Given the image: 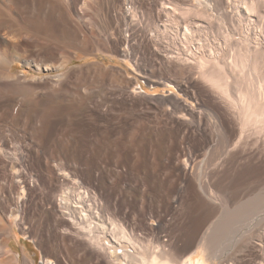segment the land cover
<instances>
[{"label": "bare ground", "instance_id": "bare-ground-1", "mask_svg": "<svg viewBox=\"0 0 264 264\" xmlns=\"http://www.w3.org/2000/svg\"><path fill=\"white\" fill-rule=\"evenodd\" d=\"M225 3L0 0V102L40 89L53 101L95 76L109 91L88 96L76 124L83 137L75 165L86 188L64 187L61 165L35 133L37 119L36 131L22 136L29 140L25 145L19 138L10 141L4 134L8 124L0 122V173L19 163L27 192L15 210L10 184L0 178V264L33 263L10 244L16 227L35 233L33 217H38V227L43 225L39 241L56 239L53 245L65 258L73 247L67 237L74 235L107 264H194L186 254L187 236L182 244L138 240L152 207L146 200L148 185L140 177L143 159L168 195L167 204L158 205L163 212L176 217L191 202L204 219L216 216L195 264L227 262L215 246L217 239L264 208V183L245 200L240 196L246 178L264 179V0H239L234 15ZM100 54L130 60L149 86L163 81L184 97L139 91L138 78L127 70L90 58ZM18 64L21 72L14 70ZM124 138L129 140L127 152ZM121 183L144 188L141 204L125 194ZM252 233L249 239L241 235L236 247L253 250L257 241L250 239ZM258 246L263 262L264 241ZM43 264L54 263L46 259Z\"/></svg>", "mask_w": 264, "mask_h": 264}, {"label": "rangeland", "instance_id": "rangeland-1", "mask_svg": "<svg viewBox=\"0 0 264 264\" xmlns=\"http://www.w3.org/2000/svg\"><path fill=\"white\" fill-rule=\"evenodd\" d=\"M238 2L239 0H226L225 6H228V10H230L232 15L236 14L237 12L235 6L238 5ZM136 12L138 13V19H141V10L139 12V8H137ZM261 21H264V18ZM238 37L239 35L235 36V38ZM90 58L92 60L101 61L102 59H105L107 65H116L127 70L130 77L133 76L138 78L139 82L137 83L136 87L138 86L139 88L137 89L145 94L152 96L178 95L179 97H184L174 85L165 83L163 81L159 85L149 86L145 82L146 78H144L139 72L136 71L133 63L130 60L111 55L105 56L103 54H100L98 57L92 56ZM76 62L77 61L72 64L76 65ZM21 69H23L21 64H18L14 67L15 72H21ZM100 80L101 79L99 78V76H95L94 78L90 79V81L80 84L79 87H76L74 89L71 88L72 90L70 92H66V95L53 99V101L51 100V97L46 98L47 96H45V92L47 90L40 89L41 91L38 90L31 94L29 93L22 96L21 94H16L17 96L14 97L7 96L4 97V99H2L0 102V114H2L0 115V122H6L8 124L9 130L4 131V134H6L9 140H12L13 143H16L18 141L17 139L19 138V140L23 141L24 145L27 144L29 140L24 139L22 136L28 131H36L33 130V123H36L35 119H37L39 128L35 133L38 136V140L41 143L42 147L46 149L48 153H52L54 159H56L57 163L61 165L60 167L62 171L60 170L58 173H60L59 175L61 176L60 180H64V178L66 179L64 181L62 180L64 182V185L66 184V186L64 187L84 186V188H86V184H84L81 176L78 175L79 173H77L78 170L76 171L75 165L78 156L77 147L81 144L80 138L82 136L81 134H83L82 132L79 133L77 131L76 124L83 117L82 115L86 108L88 96L96 97L104 95L105 92H109L106 90L105 85L103 87V83ZM141 85H143V88H141ZM40 95L44 100L41 97L38 98ZM8 99H12V101H9ZM5 103L8 107L5 105ZM4 106H6L7 109ZM37 111L38 113L36 114ZM20 138H22L23 140ZM127 138H124L125 140L123 139L124 141H122L126 152L129 150V138ZM106 141H109L108 144L111 143L110 139H107ZM141 150L143 152V148ZM163 150L164 149H161L160 156H163V152L165 153V151ZM144 161L145 159L141 161L142 172L140 173V177H143L145 183L148 185L147 187L144 186L147 191L146 200L151 203L152 207L147 212L149 225H146L145 227L138 230V240L142 244H150L151 242L152 244H157L160 240H166L168 244L172 240L182 244L183 239H185V236H187L188 242H190L191 239V244L186 250V254L193 256L194 260L192 263L195 264V261L200 256L199 253L202 250V248L200 247V242L202 241L203 235L205 234V231L208 230L209 223L216 219H214L213 217L216 216L210 217V215H208L206 216L205 220L203 214L204 212H202L198 208V206H195L191 202L185 204V208H183L182 212L178 216L176 215V217L174 215L172 216L171 212H163L158 205H160V203H162L163 201L164 204H167L168 195L166 194L165 188H163L160 180L152 176L149 167H147L146 161ZM6 169L7 170L4 169L3 173H0V178H5V180L10 184L11 206L16 210L20 207L21 202H23L22 200H25L27 195V192L23 186V179H21L19 176V170H22L23 168L19 163H16V167L11 169L9 167ZM246 180L248 181V186H246L245 189L246 192L245 194H240L241 198H243L244 200L249 197L250 192L252 193L255 190L257 191V187H260L261 184L264 183L263 178H246ZM125 181L127 183L130 182V180L127 179ZM256 181H261V183L257 184ZM121 185L125 186L126 195H134L139 201V204H141V201L144 197L142 194V189L144 188H142L140 191L137 188L126 187V184L124 185L123 183H121ZM119 212L120 211H117L118 214H120ZM263 217L264 208L256 211L254 216L250 219V222H240V224L235 225L236 228L228 229V231L226 232L229 235H227L228 237H226L225 233V236L223 235L221 239H217L215 246L218 248V250H220L221 257L227 260V264H259L260 262L264 263V261L262 262L263 256H261V249L258 246L262 241H264ZM31 222L36 228L35 233L32 234V232L29 231L30 229H28V233H23L19 228L16 227V236L12 238L10 244L16 253H21V255H23L24 253L28 254L29 257L33 260L32 264H43L46 259L52 261L54 264H66L67 260L68 264H107L105 258L102 257V255L98 251L90 247L87 241L81 239L80 237H75L74 235H68L67 237V241L71 243L73 247L71 255L65 258L66 254H64V251L60 252L58 250V246H55L56 239H52L51 241L55 240L53 242H50L46 239L44 242L39 241L43 225H41V227H38V217H33ZM249 232L254 233V235H252L253 237H251L250 239H254L252 240L253 242L257 241L255 242L256 246L253 248V250L251 248H237L236 245L240 241L239 239L241 235H244L246 238ZM223 239L225 240L223 241ZM246 239H249V237H247ZM57 240V242H59L60 239L58 238ZM168 244L165 247L168 248ZM208 264L212 263L208 262ZM215 264H220V262L217 260L215 261Z\"/></svg>", "mask_w": 264, "mask_h": 264}]
</instances>
